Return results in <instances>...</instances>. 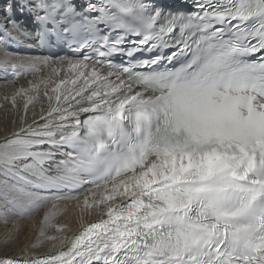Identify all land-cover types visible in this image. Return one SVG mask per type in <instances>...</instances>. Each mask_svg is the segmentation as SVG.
Wrapping results in <instances>:
<instances>
[{
  "label": "snow or ice",
  "instance_id": "6c2138e0",
  "mask_svg": "<svg viewBox=\"0 0 264 264\" xmlns=\"http://www.w3.org/2000/svg\"><path fill=\"white\" fill-rule=\"evenodd\" d=\"M193 4L4 0L0 70L51 66L7 50L33 38L77 58L52 61L69 78L11 97L13 108L27 97L25 116L41 95L57 107L0 141V213L55 209L86 189L84 210L100 218L56 252L0 264H264V0Z\"/></svg>",
  "mask_w": 264,
  "mask_h": 264
},
{
  "label": "bare ground",
  "instance_id": "6f19581e",
  "mask_svg": "<svg viewBox=\"0 0 264 264\" xmlns=\"http://www.w3.org/2000/svg\"><path fill=\"white\" fill-rule=\"evenodd\" d=\"M4 0H0L2 6ZM17 21L21 26L27 25L31 31V25L27 18L21 16L17 12ZM3 21V16L0 14V22ZM11 30V26L9 25ZM16 33H13L15 35ZM23 44L35 48L34 38L22 41ZM4 46H0V60L3 59ZM13 52V51H11ZM15 53L14 59L19 63L21 60H31L37 57L43 58L38 54L29 53ZM53 60H49L51 66H43L36 64L38 71H23L22 76L11 81L3 80L0 70V141H3L6 136H11L14 132H19L21 127H27L33 124L34 119L40 120L42 116H47L50 103L52 107H57V102L53 99L51 102L46 97L41 95V98L34 104L29 105L27 116H25L23 105L27 97L21 98L17 96V107L13 108L11 97L20 89H30L32 83L41 84V92L43 91V84L51 77L54 80H59L61 77L67 79L72 73L66 67H61L54 64ZM56 68L57 75H52V69ZM74 71V70H73ZM32 82V83H30ZM54 85H48V90ZM71 87V85H70ZM36 93L29 92L28 96H34ZM8 100H5V97ZM75 107V105H74ZM43 108V112L41 109ZM35 113V116L33 115ZM83 115V114H81ZM86 192L79 194V200H59L53 203L56 204L53 209V204L49 203L31 215H22L17 212L7 213L5 216L0 213V258L12 260H29L37 257H44L48 254L59 250L61 243L67 246V242L71 237L77 234L82 226H86L100 218V211H93L88 214L84 210L83 196ZM79 204V207L77 206ZM48 209V211L46 210ZM53 211L54 218L51 221L52 226L45 228L44 235L40 234L42 221L46 212ZM57 237L52 240L51 237ZM55 245V247L53 246Z\"/></svg>",
  "mask_w": 264,
  "mask_h": 264
},
{
  "label": "rangeland",
  "instance_id": "374dc122",
  "mask_svg": "<svg viewBox=\"0 0 264 264\" xmlns=\"http://www.w3.org/2000/svg\"><path fill=\"white\" fill-rule=\"evenodd\" d=\"M48 211V209H46Z\"/></svg>",
  "mask_w": 264,
  "mask_h": 264
}]
</instances>
